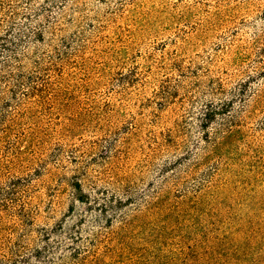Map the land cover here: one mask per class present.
I'll list each match as a JSON object with an SVG mask.
<instances>
[{"label": "rangeland", "instance_id": "obj_1", "mask_svg": "<svg viewBox=\"0 0 264 264\" xmlns=\"http://www.w3.org/2000/svg\"><path fill=\"white\" fill-rule=\"evenodd\" d=\"M10 1L18 264H264V0Z\"/></svg>", "mask_w": 264, "mask_h": 264}, {"label": "trees", "instance_id": "obj_2", "mask_svg": "<svg viewBox=\"0 0 264 264\" xmlns=\"http://www.w3.org/2000/svg\"><path fill=\"white\" fill-rule=\"evenodd\" d=\"M10 0H0V250L6 251L1 254L0 264H18L23 250L22 237L17 235L14 225L8 224L10 217L14 216L21 220L22 224L29 221L26 209L23 206L16 208V190L21 186V180L17 177H9L8 172L12 169L15 157L21 154L18 141L22 136L20 131L21 110H24L19 103L23 97H34V93H28L32 83L31 75L26 76L23 69L25 64L22 61L27 59L25 52L44 41L45 26L35 29H28L17 20L18 14L10 6ZM27 23L30 18H24ZM15 72L13 73V69ZM27 90L24 91V86ZM35 91V87H31ZM22 95V98L19 97ZM41 97V96H40ZM24 112V113H23ZM22 112L25 115V110ZM216 111L208 110L203 119L202 128H206L216 118ZM25 135V134H24ZM11 138L13 141L11 142ZM19 139V140H18ZM208 137L204 139L207 141ZM6 154H11L6 158ZM10 228L13 240L2 238L3 231ZM39 253V252H37Z\"/></svg>", "mask_w": 264, "mask_h": 264}]
</instances>
